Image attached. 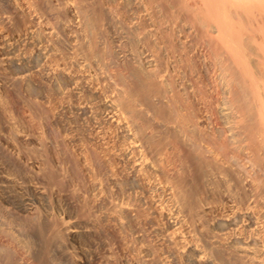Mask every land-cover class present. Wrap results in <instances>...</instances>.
I'll list each match as a JSON object with an SVG mask.
<instances>
[{
    "label": "bare ground",
    "instance_id": "6f19581e",
    "mask_svg": "<svg viewBox=\"0 0 264 264\" xmlns=\"http://www.w3.org/2000/svg\"><path fill=\"white\" fill-rule=\"evenodd\" d=\"M0 264H264V0H0Z\"/></svg>",
    "mask_w": 264,
    "mask_h": 264
}]
</instances>
